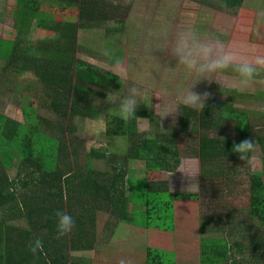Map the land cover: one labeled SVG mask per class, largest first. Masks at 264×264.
Wrapping results in <instances>:
<instances>
[{"label": "trees", "instance_id": "16d2710c", "mask_svg": "<svg viewBox=\"0 0 264 264\" xmlns=\"http://www.w3.org/2000/svg\"><path fill=\"white\" fill-rule=\"evenodd\" d=\"M17 1L20 6L13 12L19 19L15 24L18 32L29 30L35 21L37 27L55 35L30 41L24 48L16 41L8 58L12 71L4 85L10 91L22 86L23 77L33 79L42 90L40 107L59 120L42 118L31 104L21 107V122L0 110V264H89L88 259L73 260L69 254L97 249L100 211L109 212L114 219V233L121 225L136 228L135 234L144 233L147 242L142 264H184L187 259L189 264H264V112L252 118L250 112L234 105L207 99L204 109L182 106L177 125L163 132L159 116L142 106L136 115L149 121L150 130L139 131L136 119L125 123L111 104L103 103L106 94L121 90L123 83L108 63L98 66L78 55V33L85 17H91L95 0ZM216 1L237 15L228 44L252 48L254 20L243 6L245 0ZM110 53L113 64L123 51L117 48ZM27 73L32 75H24ZM10 76L14 79L8 83ZM98 116H104L108 137L127 141V152L123 158L108 159L106 152L90 149L81 168L71 142L73 123L78 117L92 120ZM245 138L256 143L251 159L258 160L259 167H250L251 162L245 163L232 151L233 143ZM180 152L200 160L207 186L225 173L222 167L211 168L216 163L226 165L228 172L245 165L253 220L247 236L232 238L233 227L219 212L225 206L223 200L214 210L209 208V214L200 215L197 223L195 205L200 192L173 191L167 181L159 180V174L175 173L180 167ZM90 159L109 162L110 168L96 169ZM14 166L18 173L11 179L7 171ZM217 179L216 190H225L226 177ZM57 211L74 219L72 231L60 239L55 238ZM184 224L199 228L186 239L195 253H183L188 254L186 258L158 247V232L173 234ZM207 230L217 235L202 236L201 231ZM37 237L42 239L44 251L33 255L29 249Z\"/></svg>", "mask_w": 264, "mask_h": 264}, {"label": "rangeland", "instance_id": "374dc122", "mask_svg": "<svg viewBox=\"0 0 264 264\" xmlns=\"http://www.w3.org/2000/svg\"><path fill=\"white\" fill-rule=\"evenodd\" d=\"M247 1L245 0L243 6L251 7V1ZM17 4V0H0L1 56H6L14 48L16 41L18 46L24 48L30 41L48 40L55 35L53 31H40L35 25V21L29 25L30 31L18 32L15 24L19 19L14 16L15 12H13ZM95 4L96 7L92 8L91 17H85V24L79 30L78 55L88 58L91 62L95 61L98 66L106 67L108 63V67L111 68L110 60L113 53H110V50L121 48L123 51L121 59L128 71L127 80L122 81L121 91L127 92L133 86L144 89L147 93L146 104H139L137 109L147 106L149 110L156 111L159 118L160 107L157 104L162 103V99L156 96L175 102L179 105L180 110L183 106L179 103L180 94L192 83V79L185 75L181 66L175 65V61L170 56L177 32L192 27L202 38L219 37L228 44L237 21L236 12L220 6L216 0H95ZM263 7L264 5L260 8L262 11ZM72 19L78 20V17ZM253 33L257 38H261V32L257 27L254 28ZM249 49L252 52L262 53L261 49L257 47ZM11 71L12 67L7 65L4 75L10 74ZM23 78H26L22 83L24 87L11 88L7 92L3 90L4 84H1L0 99L7 101L3 112L21 122L23 121L21 107L31 104L36 108L37 115L50 122H57L59 119L56 115L40 107L39 98L43 96L41 87L36 85L33 79L27 78V76ZM226 78L235 79V76L230 74ZM9 82L11 81L9 80ZM192 90L201 94L207 92L210 94L208 99L235 105L236 109L249 111L252 118L257 117L255 113L264 112V75L257 77L256 82L243 91L228 87L220 88L215 81L207 80H201ZM149 97H151V102ZM179 114H176L175 124H173L172 115L161 120L163 132L172 130L177 125ZM146 123L148 124L147 131H149V121L147 120ZM93 124H99L105 131L102 135L87 137L85 129ZM72 130L71 142L76 147L78 163L81 168L85 165L90 149L106 152L108 159L113 156L123 158L127 152L128 143L126 140L107 136L104 116H98L92 120L78 117L73 123ZM138 130L140 131V124H138ZM180 155L182 161L179 168L191 163L199 172L196 178L198 187L192 185L188 188L190 181L179 170H176L175 173H161L157 176L159 180L167 181L173 191L200 192V201L195 205L198 209L196 211L197 223L200 215L209 214V208L214 210L215 204L223 200L225 206L219 212L227 219V224L233 227L232 238L247 236L249 224L253 220L249 216V177L243 170L245 165L237 167L235 172H228L224 168L226 165L216 163L211 168L216 170L217 167H222L225 173L212 179V184L207 186L203 184L207 177L203 176L200 160L194 159L192 153L180 152ZM90 161L96 169L104 171L110 168L109 162L98 159H90ZM249 165L250 167L260 166L256 159H251ZM17 173L18 167L15 166L7 171L11 179L15 178ZM170 174L172 175L170 176ZM223 177H226L223 185L227 186L233 182L232 188H225V186L223 188L225 190L217 191L219 182L217 178ZM212 190L215 191L210 192ZM227 224L224 225V229ZM97 226L99 240L97 249L92 252L80 251L69 254L73 260L86 258L89 260V264H121V262L123 264H142L144 262L147 242L144 233L135 234L137 229L127 225L117 227V231L114 233V219L111 220L109 212L106 211L98 212ZM190 226L180 225L178 231L176 229L173 234L158 232V247L175 251L177 256L186 258L188 254L183 253H195V247L191 249V244L186 242V239H191L190 236L196 234L199 228L192 229ZM241 231L242 234H240ZM201 235L207 237L217 234L212 230H207L204 233L201 231ZM180 257L177 258L180 259ZM181 260L184 261V259ZM181 264L183 263L181 262ZM184 264H189L188 259Z\"/></svg>", "mask_w": 264, "mask_h": 264}, {"label": "clouds", "instance_id": "9594fccd", "mask_svg": "<svg viewBox=\"0 0 264 264\" xmlns=\"http://www.w3.org/2000/svg\"><path fill=\"white\" fill-rule=\"evenodd\" d=\"M170 56L175 61V65L181 66L185 75L192 79L191 85L180 94L179 103L193 109H204L205 102L210 95L207 92L201 94L192 90L201 80L215 81L220 88L228 87L243 91L250 88L256 82L257 77L264 75V53L252 52L242 43L227 44L219 37L202 38L192 27L177 32ZM110 71L118 81L128 78L127 68L121 58H114ZM230 74H234L235 79L226 78ZM146 96L147 93L144 89L133 86L127 92L120 89L108 92L103 103L111 104L115 109V115L125 123L136 119L140 124V131H147V119L136 115L138 105L146 104ZM156 97L162 99V103L157 104L160 107V122L164 117L172 115L173 124H175L176 114L182 113L179 110V105L167 101L163 97ZM148 99L151 102V97ZM104 131L105 129L99 124L90 125L85 129L87 137L102 135ZM232 151L237 153L242 161L250 163L251 157L256 152V143L245 138L238 143L234 142ZM177 170L189 179L188 188L192 185L198 187L196 178L199 172L193 164L189 163ZM55 215L57 217L55 238L60 239L72 231L74 219L71 215L61 211H57ZM29 250L33 255L38 252L42 253L44 251L42 239L35 238Z\"/></svg>", "mask_w": 264, "mask_h": 264}, {"label": "crops", "instance_id": "0c3cea01", "mask_svg": "<svg viewBox=\"0 0 264 264\" xmlns=\"http://www.w3.org/2000/svg\"><path fill=\"white\" fill-rule=\"evenodd\" d=\"M249 1V0H248ZM247 1V2H248ZM251 1V7H247V6H244V8L246 10H248L249 12H251V16L253 17V20H254V27H253V30L254 31V28H258L260 30V34H261V38H257L255 34H253V40L252 41H249L251 42L250 46L252 47H257V48H260L261 49V52L264 53V7H263V11L260 9L261 6L264 5V0H250ZM245 3V2H244ZM39 28V27H38ZM13 29H16V28H13ZM40 31H48V30H45V29H42V28H39ZM13 49H11L6 56H1L0 55V82H2L3 84L5 83V80L7 78L6 75H9L6 74L4 75V70L5 68L7 67L8 65V58L11 56V53H12ZM9 79L7 80L8 83L9 80L12 81L14 79V76H10L8 77ZM21 78V77H20ZM6 84V83H5ZM3 90L5 92L9 91V89L7 88L6 85L3 86ZM234 92V91H233ZM1 94V93H0ZM264 95V94H263ZM6 99L2 100L0 102V110L1 112L9 117V118H12L10 117L7 113L3 112L5 110V107H6ZM235 106V105H234ZM246 111V110H245ZM249 112V111H248ZM251 113V112H250ZM256 116H258L257 113H255ZM13 119V118H12ZM16 120V119H15ZM17 121V120H16Z\"/></svg>", "mask_w": 264, "mask_h": 264}]
</instances>
